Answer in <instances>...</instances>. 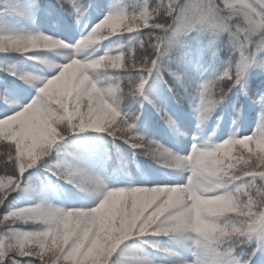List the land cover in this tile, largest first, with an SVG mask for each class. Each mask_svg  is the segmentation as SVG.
I'll use <instances>...</instances> for the list:
<instances>
[{"label":"snow or ice","instance_id":"snow-or-ice-1","mask_svg":"<svg viewBox=\"0 0 264 264\" xmlns=\"http://www.w3.org/2000/svg\"><path fill=\"white\" fill-rule=\"evenodd\" d=\"M0 73V264H264V0H0Z\"/></svg>","mask_w":264,"mask_h":264},{"label":"trees","instance_id":"trees-1","mask_svg":"<svg viewBox=\"0 0 264 264\" xmlns=\"http://www.w3.org/2000/svg\"><path fill=\"white\" fill-rule=\"evenodd\" d=\"M43 3H49V2H54V0H42ZM47 24V22H46ZM48 27H50V24H47ZM0 75H6V73H0ZM250 113H251V116H250V120L252 118H254L256 120V122L258 123L259 122V115L258 113L255 111V110H251L250 109ZM155 119H158V118H155ZM224 119L226 120V122L230 123V121H228V117H227V114L225 115ZM250 120L249 122H246V127L248 126V123H250ZM162 122H161V128L160 129H154V131L156 132V135L154 138L158 139V140H161L162 143H165V144H169V141L168 139L164 138V132L162 131ZM215 127V124L214 122H210V127L208 128L207 132H206V135H210L211 134V130L212 128ZM255 128V125H251V128H250V131L251 130H254ZM250 131H249V134H250ZM169 146H171L169 144ZM138 160L140 161H146L147 163H153L152 161L148 160L147 157H138L137 158ZM155 167V165H153ZM0 175H2V173H0ZM21 259H28V258H21Z\"/></svg>","mask_w":264,"mask_h":264},{"label":"rangeland","instance_id":"rangeland-1","mask_svg":"<svg viewBox=\"0 0 264 264\" xmlns=\"http://www.w3.org/2000/svg\"><path fill=\"white\" fill-rule=\"evenodd\" d=\"M224 121H225V120H224ZM224 121H223V122H224ZM223 122H222V123H223Z\"/></svg>","mask_w":264,"mask_h":264}]
</instances>
